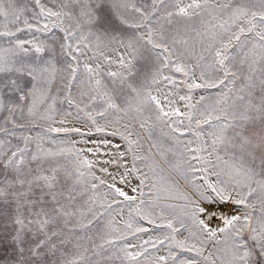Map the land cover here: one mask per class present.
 Returning <instances> with one entry per match:
<instances>
[{
    "label": "rangeland",
    "instance_id": "obj_1",
    "mask_svg": "<svg viewBox=\"0 0 264 264\" xmlns=\"http://www.w3.org/2000/svg\"><path fill=\"white\" fill-rule=\"evenodd\" d=\"M0 264H264V0H0Z\"/></svg>",
    "mask_w": 264,
    "mask_h": 264
}]
</instances>
